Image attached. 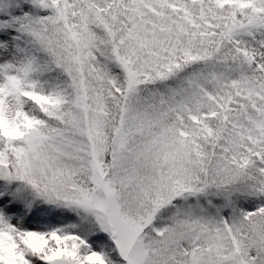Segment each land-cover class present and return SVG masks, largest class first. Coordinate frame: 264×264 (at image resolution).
I'll use <instances>...</instances> for the list:
<instances>
[{"label": "snow or ice", "instance_id": "6c2138e0", "mask_svg": "<svg viewBox=\"0 0 264 264\" xmlns=\"http://www.w3.org/2000/svg\"><path fill=\"white\" fill-rule=\"evenodd\" d=\"M0 264H264V0H0Z\"/></svg>", "mask_w": 264, "mask_h": 264}]
</instances>
